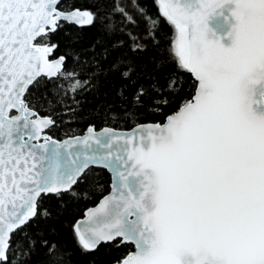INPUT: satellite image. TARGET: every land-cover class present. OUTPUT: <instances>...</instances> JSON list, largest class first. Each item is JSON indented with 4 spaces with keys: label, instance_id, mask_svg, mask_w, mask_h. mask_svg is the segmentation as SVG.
I'll return each instance as SVG.
<instances>
[{
    "label": "snow or ice",
    "instance_id": "obj_1",
    "mask_svg": "<svg viewBox=\"0 0 264 264\" xmlns=\"http://www.w3.org/2000/svg\"><path fill=\"white\" fill-rule=\"evenodd\" d=\"M155 2L158 15L144 0H112L104 15L98 3L0 0V264H66L72 249L55 238L66 197L100 188L98 170L110 191L71 227L80 252L264 264V0ZM62 22L101 38L50 58ZM109 80L102 122L129 131L46 133Z\"/></svg>",
    "mask_w": 264,
    "mask_h": 264
},
{
    "label": "trees",
    "instance_id": "obj_2",
    "mask_svg": "<svg viewBox=\"0 0 264 264\" xmlns=\"http://www.w3.org/2000/svg\"><path fill=\"white\" fill-rule=\"evenodd\" d=\"M65 6H74L79 9L88 10L93 3L101 5V12L107 15L108 10L112 6V0H62ZM145 7L153 14L158 15V6L155 0H144ZM95 11V9H93ZM119 24V21H115ZM99 26L96 28L90 26H75L62 22V27L51 36V42L57 45V49L53 52L52 58L66 55L72 47L83 50L89 45L93 44L96 40L101 38V33L98 31ZM74 60H68V66H74ZM83 76V73H80ZM87 83V81H85ZM116 83L111 80L100 84L96 91L84 94L83 96L77 95V99L81 100L83 111L80 118L74 121H69L67 110L62 114H52V118L56 120V126L47 133L55 138L62 139L67 136L78 135L85 132L90 125H95L96 129L104 126L115 127L119 129H130L131 125L116 126L113 124H106L102 122L105 105L113 104L116 102L115 89ZM95 110V111H94ZM48 109L42 110L43 115ZM151 119V117H149ZM97 182L100 188L92 191L85 189H78L76 198H67L66 212L61 217L58 224L59 232L56 239H59L65 246L72 249L69 256L66 257V264H113L117 258L124 255L128 249L123 245L116 247L115 245H104L94 254H84L79 251L78 247L74 244L73 235L71 231L72 225L81 217H83L85 210L88 207L95 205L103 195L110 190L111 175L107 171L98 170ZM38 260L40 258H37Z\"/></svg>",
    "mask_w": 264,
    "mask_h": 264
},
{
    "label": "water",
    "instance_id": "obj_3",
    "mask_svg": "<svg viewBox=\"0 0 264 264\" xmlns=\"http://www.w3.org/2000/svg\"><path fill=\"white\" fill-rule=\"evenodd\" d=\"M81 10H86V9H81ZM52 55H53V53H52ZM50 58H52V57H50ZM104 127H110V126H104ZM103 128V127H102ZM102 128H100V129H96L97 131H100V130H102ZM131 129V128H130ZM130 129H119V128H116V130H118V131H129ZM87 130V129H86ZM86 130H85V132L84 133H82V134H78V135H76V136H82V135H85L86 134ZM46 133H47V130H46ZM48 134V133H47ZM49 135V134H48ZM53 137V136H52ZM54 139H56V140H63V139H67V138H70V136H67V137H65V138H62V139H58V138H55V137H53ZM111 175V174H110ZM110 191V190H109ZM108 193V192H107ZM106 193V194H107ZM105 194V195H106ZM100 199H102V197L100 198ZM100 199H99V201H100ZM99 201L95 204V205H93V206H91V207H88L86 210H85V213H84V215H83V217H81V218H79L77 221H80V220H83V219H86V212H87V210L89 209V208H93V207H96L97 206V204L99 203ZM76 221V222H77ZM75 222V223H76ZM113 264H115V263H113Z\"/></svg>",
    "mask_w": 264,
    "mask_h": 264
}]
</instances>
